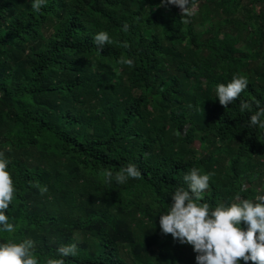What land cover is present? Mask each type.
<instances>
[{
    "label": "trees",
    "instance_id": "1",
    "mask_svg": "<svg viewBox=\"0 0 264 264\" xmlns=\"http://www.w3.org/2000/svg\"><path fill=\"white\" fill-rule=\"evenodd\" d=\"M195 3L186 22L161 0H48L39 12L0 0V152L18 225L0 243L33 240L40 264L72 243L65 264H196L159 225L183 176L212 174L210 208L264 190V128L239 107L264 102V0ZM102 30L119 43L99 51ZM235 75L249 84L225 108L216 86ZM128 163L139 178L106 182Z\"/></svg>",
    "mask_w": 264,
    "mask_h": 264
},
{
    "label": "clouds",
    "instance_id": "2",
    "mask_svg": "<svg viewBox=\"0 0 264 264\" xmlns=\"http://www.w3.org/2000/svg\"><path fill=\"white\" fill-rule=\"evenodd\" d=\"M48 0H31L32 8L39 12ZM161 5L177 6L186 22L197 14L195 0H161ZM128 25L123 30H128ZM93 42L100 51L114 41L108 31L97 32ZM123 47L129 45L125 41ZM121 63L132 65L131 58L121 59ZM249 84L245 75H235L227 84L216 86V98L222 106L231 105ZM240 111L250 112L249 126L264 128V102L253 98L241 100ZM255 109V111H253ZM9 159L0 152V232L11 233L18 227L11 221L6 211L14 199L16 188L9 172ZM211 173H201L192 168L183 176L187 187L179 186L171 194V204L166 212L159 215L162 233L171 234L180 244H189L196 253V264H245L248 261L264 264V190L254 199L238 197L237 202L219 204L210 208L204 200L209 189ZM141 171L135 163H128L113 174L105 172L106 182L114 178L117 183H125L130 178H139ZM244 222L242 226L241 222ZM58 258H49L47 264H65L64 257L78 255L75 243L61 245ZM0 264H40L34 250V241L0 243Z\"/></svg>",
    "mask_w": 264,
    "mask_h": 264
},
{
    "label": "rangeland",
    "instance_id": "3",
    "mask_svg": "<svg viewBox=\"0 0 264 264\" xmlns=\"http://www.w3.org/2000/svg\"><path fill=\"white\" fill-rule=\"evenodd\" d=\"M199 28L198 27H196V30H198Z\"/></svg>",
    "mask_w": 264,
    "mask_h": 264
}]
</instances>
